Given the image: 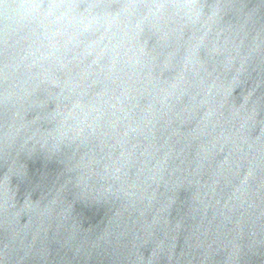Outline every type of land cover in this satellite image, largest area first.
Instances as JSON below:
<instances>
[{
	"label": "water",
	"instance_id": "water-1",
	"mask_svg": "<svg viewBox=\"0 0 264 264\" xmlns=\"http://www.w3.org/2000/svg\"><path fill=\"white\" fill-rule=\"evenodd\" d=\"M0 264H264V0H0Z\"/></svg>",
	"mask_w": 264,
	"mask_h": 264
}]
</instances>
